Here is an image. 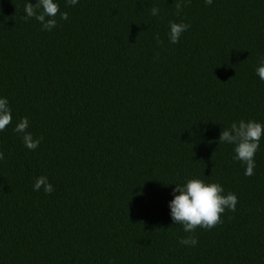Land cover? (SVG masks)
Returning a JSON list of instances; mask_svg holds the SVG:
<instances>
[{
    "label": "trees",
    "instance_id": "trees-1",
    "mask_svg": "<svg viewBox=\"0 0 264 264\" xmlns=\"http://www.w3.org/2000/svg\"><path fill=\"white\" fill-rule=\"evenodd\" d=\"M0 0V264H264V139L252 176L219 142L264 123V0H58L52 31ZM35 5L37 0H30ZM159 8L158 16L151 14ZM172 22L191 27L179 43ZM162 41L163 43H159ZM43 139L27 149L16 123ZM47 176L51 195L33 190ZM238 196L211 230L186 233L174 183ZM195 235L188 247L181 238Z\"/></svg>",
    "mask_w": 264,
    "mask_h": 264
},
{
    "label": "clouds",
    "instance_id": "clouds-1",
    "mask_svg": "<svg viewBox=\"0 0 264 264\" xmlns=\"http://www.w3.org/2000/svg\"><path fill=\"white\" fill-rule=\"evenodd\" d=\"M191 0H178L177 14L182 11L185 4ZM72 6L79 3V0H68ZM208 5L213 4V0H205ZM24 19L34 18L41 24L42 31H52L57 26V17L60 20H67L68 13L61 12L58 0H37L35 5L27 0L24 7ZM159 8H152L151 14L158 16ZM187 23L172 22L169 26L168 40L172 44L180 41L184 32L190 29ZM159 43H163L159 41ZM256 74L264 80V57L260 59L256 68ZM13 114L7 97L0 96V132L4 131L12 123ZM30 121L27 117L20 119L14 128L16 133L22 134L24 146L29 150H36L42 137L34 138L28 131ZM264 139V123L255 120H240L233 122L227 129H223L219 137V142L234 146L235 160L245 165V176H252L255 169V155L260 149L261 140ZM4 159V153L0 151V161ZM172 190L173 199L169 201L170 216L174 224H180L186 233H195L196 229L203 228L211 230L218 224H222L221 214L226 211L235 212L237 210L238 196L235 193L225 194L223 186L219 183H209L203 179L191 178L184 183H174ZM51 195L54 186L47 176L41 175L35 179L34 191H41ZM179 243L188 247H195L198 239L195 235L181 238Z\"/></svg>",
    "mask_w": 264,
    "mask_h": 264
}]
</instances>
